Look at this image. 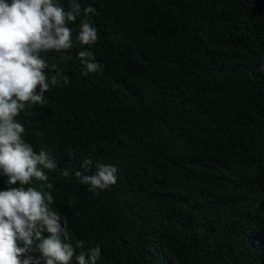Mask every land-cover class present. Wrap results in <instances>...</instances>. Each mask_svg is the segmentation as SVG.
<instances>
[{
  "label": "trees",
  "instance_id": "1",
  "mask_svg": "<svg viewBox=\"0 0 264 264\" xmlns=\"http://www.w3.org/2000/svg\"><path fill=\"white\" fill-rule=\"evenodd\" d=\"M87 3L102 70L81 75L78 42L41 53L70 83L17 117L56 161L69 242L99 244L97 264H264V0ZM85 158L117 184L88 191Z\"/></svg>",
  "mask_w": 264,
  "mask_h": 264
},
{
  "label": "clouds",
  "instance_id": "2",
  "mask_svg": "<svg viewBox=\"0 0 264 264\" xmlns=\"http://www.w3.org/2000/svg\"><path fill=\"white\" fill-rule=\"evenodd\" d=\"M66 4L0 0V175L6 178L0 189V264H97L101 259L99 244L85 248L84 241L69 242L67 225L51 207L53 184L45 171L55 169L56 161L46 151H34L24 139L25 125L17 119L25 110L47 104L50 88L70 83L41 53H67L78 42L87 46L76 56L81 75L97 74L103 68L92 50L98 40L92 21L97 10L83 0H66ZM45 69L55 74L49 76ZM80 169L75 177L94 195L117 184L119 170L114 164L85 158ZM61 175L68 177L70 172L66 169ZM34 180L41 182L39 186L25 187Z\"/></svg>",
  "mask_w": 264,
  "mask_h": 264
}]
</instances>
